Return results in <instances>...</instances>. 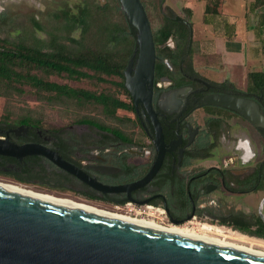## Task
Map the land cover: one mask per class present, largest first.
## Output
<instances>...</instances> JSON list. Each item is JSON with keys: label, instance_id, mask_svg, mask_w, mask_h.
I'll return each instance as SVG.
<instances>
[{"label": "flooded vegetation", "instance_id": "1", "mask_svg": "<svg viewBox=\"0 0 264 264\" xmlns=\"http://www.w3.org/2000/svg\"><path fill=\"white\" fill-rule=\"evenodd\" d=\"M187 56L174 63L162 58L168 72L158 80L154 75L151 110L164 147L160 166L149 181L123 191L101 189L139 181L158 158L153 120L143 104L136 107L132 99L131 112L142 136L138 131L93 130L80 123L53 130L0 122L1 138L18 145H43L92 182L41 154L22 158L0 154V175L20 187L34 186L43 194L102 203L122 214L138 213L135 207H144L141 213H146L149 206L153 211L147 215L159 219L165 224L162 227L196 231L206 225L264 245V237L258 235L264 233V127H254L241 116L247 125L239 127L233 141V110L204 104L216 94L260 95L264 114L263 95L239 90L227 78L217 81L208 77L195 69ZM160 80L161 86L157 85ZM19 126L22 128L11 131ZM225 144L232 149L222 154Z\"/></svg>", "mask_w": 264, "mask_h": 264}, {"label": "water", "instance_id": "2", "mask_svg": "<svg viewBox=\"0 0 264 264\" xmlns=\"http://www.w3.org/2000/svg\"><path fill=\"white\" fill-rule=\"evenodd\" d=\"M128 22L136 29V50L124 70V86L134 105L143 104L155 125V144L160 152L147 174L124 186L103 187L106 192L129 190L149 181L157 172L164 142L151 110L156 62L149 18L141 0H118ZM164 0L160 1L163 5ZM188 26L186 54L193 40ZM237 94L211 95L204 104L229 108L254 127H264L262 97ZM22 126L11 131H17ZM248 148V144H246ZM0 154L22 158L44 155L56 165L92 182L53 150L37 144L18 145L0 137ZM0 264H264V255L214 242L129 222L107 214L89 212L0 186Z\"/></svg>", "mask_w": 264, "mask_h": 264}, {"label": "trees", "instance_id": "3", "mask_svg": "<svg viewBox=\"0 0 264 264\" xmlns=\"http://www.w3.org/2000/svg\"><path fill=\"white\" fill-rule=\"evenodd\" d=\"M113 1L114 5L110 6L107 3L98 4L95 1L86 0L76 12L61 9L60 12L55 13V17L61 21L63 32L61 35H54L49 43L28 44L0 38V87L4 84L17 89L16 83L28 84L36 93L45 92L80 103L94 104L109 117H115L118 109L132 111L134 107L131 96L124 86V70L137 47L136 29L126 19L118 0ZM159 1L141 0L149 21V6L156 3L153 6L158 15V25L154 27L150 21L158 57L155 62V80L166 75L169 69L162 58H167L168 62L174 63L186 54L189 36L188 26L173 19L176 14L170 7H166L163 12L158 6ZM263 2L264 0H254L253 8L259 7ZM221 3L222 0H205L202 18L204 23L213 24L212 19L221 14ZM183 9L187 14V18L184 19L190 22L192 10L187 7ZM113 12L120 13V22L112 19ZM33 24L39 27L35 19ZM260 25L264 26V20L257 24V26ZM75 29L80 30L78 38L71 36ZM169 38L173 39L174 47L167 45ZM262 47L264 49V43ZM198 51V42H193L188 58L191 59L192 54ZM32 69L39 70L46 76L58 75L77 81L95 79L98 82H106V76L117 77L119 80L115 82V85L125 98L58 83L32 72ZM18 89L22 91L21 88ZM243 91L261 93L264 104V70L249 71ZM233 113L237 114L234 111ZM76 121L98 130L123 132L117 127L103 124L92 117L82 116ZM0 122L10 125L24 123L41 126L38 120L27 116L15 122H10L7 116H3ZM258 235L264 237V233H258Z\"/></svg>", "mask_w": 264, "mask_h": 264}, {"label": "rangeland", "instance_id": "4", "mask_svg": "<svg viewBox=\"0 0 264 264\" xmlns=\"http://www.w3.org/2000/svg\"><path fill=\"white\" fill-rule=\"evenodd\" d=\"M85 1L86 0H0V38H5L13 42H24L28 44H34L36 42L49 43L50 40L54 38V35H61L63 32L61 21L55 17V13L60 12L61 9H70L73 12H76L78 10V7L81 6ZM87 1H95L98 4L107 3L110 6L114 5L113 0ZM160 1L158 6L163 12L165 11L166 7H170L175 14L183 18H187V14L183 9L184 0H164L162 6L160 5ZM155 4L156 3L154 2L153 5ZM153 5L149 6V17L150 21H152V25L156 27L158 25V15L156 14L155 6ZM241 5V3H236V12L241 11ZM193 9L194 14L193 18L191 19L193 23L192 43L198 42L199 45V42L202 41L203 36L204 38H211L213 36V27L210 24L203 23L201 21L203 13V2H195L193 5ZM227 11L230 12L233 10L228 8ZM112 15V19L114 21L120 22V13L117 14L113 12ZM33 19L36 20L39 27L33 24ZM79 35V29H75L74 31H72V37L78 38ZM171 40L174 44L172 38ZM187 57H189V55ZM191 59L193 61L195 69L208 75V77L210 78H220V75L218 76L217 73H221L222 70H226L224 68V65H218V59H214L213 57H211V55L204 53V50H199L198 52L192 54ZM252 63L253 68H260V66H257L256 63ZM212 71H215L217 73H213ZM32 72H36L44 76L45 78L56 81L58 83H66L72 87L85 88L96 92L102 91L104 93L117 95L120 98H125L124 94H122L120 89L115 85V82H118L119 80V78L117 77L106 76V82H98L95 79H82L77 81L69 80L58 75L46 76L44 73L36 69H32ZM16 86L18 88H21L22 91H20L18 88L16 89L12 86L4 84H2V86L0 87V118L3 116H7L10 122H15L19 118L27 116L31 119L38 120L41 125L40 127L42 128L57 130L69 125L79 124V122H77L76 120L82 116H87L92 117L103 124L117 127L123 132L138 131V136H142V132H139V128L136 126V123L133 119V114L129 110L118 109L115 117H109L102 112V109L100 107L94 104L82 102L80 103L75 100L57 97L53 94L45 92L36 93V91L28 84L16 83ZM233 86L239 90H244L245 88V85H240L239 82H236ZM245 125L247 124L241 118V116L233 113V141L236 138L235 136L240 133L241 128L239 127ZM91 129L96 130V128ZM230 149H232V147L225 144V147L223 148V150L221 149L222 151H220V153L224 154L225 152L230 151ZM0 182L8 185H18L12 183L15 181L3 175H0ZM29 187L31 188H26L38 193H45L39 192L40 189L34 186ZM54 196L80 204H87L99 209L109 211L111 213L122 214L116 212L117 210L111 209L109 206H106L102 203H88L89 201L84 202L81 201L82 199L74 198L72 196ZM135 208H137L138 213H141V211H143L144 209V207ZM146 211V213L142 212L141 214H138L136 216L132 215V217H138L139 219L144 220L151 219L155 221L152 215H147V213L152 212L153 210L146 208ZM155 219L158 220L155 221L156 223L161 226H165V224L161 223L159 219H157L156 217ZM255 247L256 246H252V248L258 249L257 247Z\"/></svg>", "mask_w": 264, "mask_h": 264}, {"label": "crops", "instance_id": "5", "mask_svg": "<svg viewBox=\"0 0 264 264\" xmlns=\"http://www.w3.org/2000/svg\"><path fill=\"white\" fill-rule=\"evenodd\" d=\"M199 1L203 2L204 12L205 0H184L183 7L192 10L191 19L194 14L193 5ZM253 2L254 0H222L221 14L212 19L213 24L209 23L213 27V36L211 38L203 36L202 41L199 42V50H204V53L218 59V65H224L226 69L221 73L212 71L220 75V78L212 79L221 81L227 78L233 82V85L236 82L245 85L249 71L264 70V49L262 47L264 26H257L264 20V2L257 8H253ZM236 3L242 4L241 11H235ZM228 8L233 11L228 12ZM191 19L190 22H192ZM252 62L260 68H253Z\"/></svg>", "mask_w": 264, "mask_h": 264}, {"label": "bare ground", "instance_id": "6", "mask_svg": "<svg viewBox=\"0 0 264 264\" xmlns=\"http://www.w3.org/2000/svg\"><path fill=\"white\" fill-rule=\"evenodd\" d=\"M0 186L6 187L8 189L14 190V191H18V192H22V193H26L29 195H33L39 198H43L46 200H50L56 203H60V204H69L72 206H75L77 208H80L82 210L85 211H89V212H95V213H100V214H107L116 218H120L129 222H134V223H140L143 225H148L151 227H156V228H160L163 230H166L168 232H172V233H177V234H182L188 237H192V238H198V239H202V240H206V241H210V242H214L217 244H221V245H225V246H229V247H233V248H237L240 250H244V251H248V252H252L258 255H264V245H260L257 246L253 243H248V241L240 239L239 237L235 236L233 233H230L227 230L224 229H219V228H213L210 226H201L199 228H196V231H190L189 229H183V228H178V227H162L159 224L151 221V220H144V219H139L138 217L134 218L132 217V215H123V214H118V213H111L109 211L103 210V209H99L87 204H80V203H76L73 201H69V200H65V199H61L49 194H41L38 192H35L31 189H27L24 187H20V186H16V185H8L5 183L0 182ZM147 208H150L149 206ZM141 214V213H137L136 215ZM229 241V242H227ZM234 241V242H231ZM236 242V243H235ZM244 243V244H242ZM246 243V244H245ZM256 246L258 249H254L252 248V246ZM255 247V248H256Z\"/></svg>", "mask_w": 264, "mask_h": 264}, {"label": "built area", "instance_id": "7", "mask_svg": "<svg viewBox=\"0 0 264 264\" xmlns=\"http://www.w3.org/2000/svg\"><path fill=\"white\" fill-rule=\"evenodd\" d=\"M167 45L170 46V47H173V46H174V44H173L171 38H169V39L167 40ZM161 83H162V80H160V81L157 83V85L161 86ZM134 216H136V212L134 213ZM153 219H154V218H153ZM155 220H156V219H155Z\"/></svg>", "mask_w": 264, "mask_h": 264}, {"label": "clouds", "instance_id": "8", "mask_svg": "<svg viewBox=\"0 0 264 264\" xmlns=\"http://www.w3.org/2000/svg\"><path fill=\"white\" fill-rule=\"evenodd\" d=\"M244 162L247 163V160H245Z\"/></svg>", "mask_w": 264, "mask_h": 264}]
</instances>
